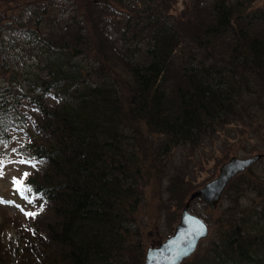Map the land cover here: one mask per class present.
I'll use <instances>...</instances> for the list:
<instances>
[{
	"label": "trees",
	"instance_id": "trees-1",
	"mask_svg": "<svg viewBox=\"0 0 264 264\" xmlns=\"http://www.w3.org/2000/svg\"><path fill=\"white\" fill-rule=\"evenodd\" d=\"M178 1L0 0V158L36 161L24 187L47 213L21 228L17 262L0 236V264H144L152 180L181 209L200 153H264V0ZM254 166L182 264H264ZM245 190L259 199L241 207Z\"/></svg>",
	"mask_w": 264,
	"mask_h": 264
},
{
	"label": "rangeland",
	"instance_id": "rangeland-1",
	"mask_svg": "<svg viewBox=\"0 0 264 264\" xmlns=\"http://www.w3.org/2000/svg\"><path fill=\"white\" fill-rule=\"evenodd\" d=\"M183 8L184 1L179 0L178 3L174 4L172 12L179 14ZM15 13L18 16L20 14L18 9ZM25 138L26 136L24 134L19 135V133H17L14 140L18 144V142L23 143L26 140ZM259 141V139L255 138L251 141V144L253 145L256 142L259 143ZM206 153L207 155H202L200 153L198 158L193 159L194 162L187 168L189 170L187 172L188 175L186 176L187 180L192 182L194 186H198L194 191L218 175L220 166L224 162L219 166L217 165L222 158L226 157L225 153L222 152V150H219L218 146H216L215 151L210 147ZM255 154L256 152L252 154H244V151H241L237 156L244 158ZM234 155L236 154H232V156ZM232 156H230V158ZM177 159H179V157H177ZM35 163L36 161L31 158L27 159L19 156L16 152V147L9 153H6L5 157L0 158V236H5L4 242L7 249L4 248V252H7L8 250L12 253V262H15L17 255L18 258H20V255L15 252V249L19 244L21 228H27V226L29 227V225L33 224L36 225L38 222L41 223L43 217L47 215V213L44 212L41 219L39 218L38 221H36L37 219H35V215L33 216V213L37 211L34 206V199L28 191H17L14 184V181L19 180L22 185L25 186L27 177L35 171ZM253 170L256 171L258 180L263 178L264 157L262 160L255 163ZM151 182L152 183H149L145 188L144 201L138 213V222L140 227L144 228L143 236L147 249L151 246H155L160 241H164L174 233L176 226L180 222V217L184 208V206H182L181 209H178L174 199L169 195L167 191V178L162 177V180L156 182L152 180ZM227 188L218 207L215 209V212H212V209H210L203 200L202 202L195 200L190 204L189 211L200 216L208 225L209 235L205 240L212 237L210 236V228H212L211 224H213L215 230L216 228H219V222L217 219H219L222 211L229 212V210L235 208L233 202H228L226 198V201H223ZM254 191L256 190H245L240 194L239 197L241 199L239 204L241 207L252 203L250 200L259 199ZM210 218L212 219V222L209 221ZM206 246L207 243H202L199 246V249L201 247L205 249Z\"/></svg>",
	"mask_w": 264,
	"mask_h": 264
},
{
	"label": "water",
	"instance_id": "water-1",
	"mask_svg": "<svg viewBox=\"0 0 264 264\" xmlns=\"http://www.w3.org/2000/svg\"><path fill=\"white\" fill-rule=\"evenodd\" d=\"M263 157L264 153L244 158L234 155L224 162L214 179L192 192L174 233L147 249L144 264H182L190 258L201 241L209 235V228L204 220L189 211L192 201L200 198L210 209L215 210L230 182Z\"/></svg>",
	"mask_w": 264,
	"mask_h": 264
},
{
	"label": "snow or ice",
	"instance_id": "snow-or-ice-1",
	"mask_svg": "<svg viewBox=\"0 0 264 264\" xmlns=\"http://www.w3.org/2000/svg\"><path fill=\"white\" fill-rule=\"evenodd\" d=\"M25 175H27V174H25ZM14 184H15V186H16L17 191H20V192L30 191V189L25 188V187L22 185L21 181H19V180L14 181ZM29 215H31V214H29Z\"/></svg>",
	"mask_w": 264,
	"mask_h": 264
}]
</instances>
